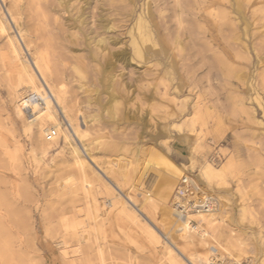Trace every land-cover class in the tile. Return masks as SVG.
Returning a JSON list of instances; mask_svg holds the SVG:
<instances>
[{"label": "rangeland", "instance_id": "obj_1", "mask_svg": "<svg viewBox=\"0 0 264 264\" xmlns=\"http://www.w3.org/2000/svg\"><path fill=\"white\" fill-rule=\"evenodd\" d=\"M15 1L18 7L13 0H0V17L11 28L8 35L0 33V264H162L164 245L194 253L195 264H203L198 259L209 258L210 250L221 256L222 248L243 258L242 264H264V10L254 17L250 10L243 12L250 32L241 40L249 47L246 54L229 38L230 29L242 33L243 22L228 27L214 18L220 7L231 9L228 3L216 0L214 8L206 0V20L187 8L179 27L163 1L149 0L152 18L146 19L162 53L150 50L142 60L133 56L131 41L147 0H113L112 5L109 0H63L62 5L40 0V6H49L44 10L48 26L38 30L34 18L41 19V11L29 0ZM12 36L28 66L33 53L44 55L48 83L63 93L73 124L80 120L87 135L82 141L52 103L61 129L73 137L70 145L76 144L89 166L85 183L63 135L48 140L35 122L27 130L24 116L16 113L30 92L11 88ZM102 38L103 51L95 53L92 41ZM250 83L262 101L261 109L251 106L261 125L248 121L235 104L238 95L250 107ZM112 95L119 106L117 117L109 120L105 110ZM206 165L216 177L206 174ZM184 176L200 196L216 202L210 214H188L193 225L199 223L211 235L206 246L195 242L198 235L189 245L171 231L178 218L170 222L169 238L163 231ZM114 197L126 201L146 227L131 225L113 205ZM148 201L158 209L153 211ZM148 227L159 244L145 233ZM85 235L80 249L77 241Z\"/></svg>", "mask_w": 264, "mask_h": 264}, {"label": "bare ground", "instance_id": "obj_2", "mask_svg": "<svg viewBox=\"0 0 264 264\" xmlns=\"http://www.w3.org/2000/svg\"><path fill=\"white\" fill-rule=\"evenodd\" d=\"M39 1L40 0H29L28 1L30 5L34 6V8H35V10H37V12L39 10L41 11V12H39V13H41V19H38L39 18L38 15H37V18L36 17L34 18L38 21V23H37L38 27L36 28V30H38V28H40V27L45 28L48 26V22H47L48 20L45 17L44 10L48 9L49 6L43 7L42 4L40 6ZM124 1H130L131 3L135 2L134 0H124ZM158 1L164 2L163 3L164 4L163 9H169V11L173 12V15L175 16V18H177L176 23L179 27L181 26L182 21H183V19H181L180 17L182 15H184L185 13L187 15V13H189V12H186V9L190 8V7L194 11H196L193 13L195 17H202L203 20H206V16H205V14H206V0H189V1L187 0L188 2H183L182 0H158ZM158 1H157V3H158ZM217 1H220L221 3L222 2L228 3L229 7L231 8L229 10H226V9L220 7L219 9H222L221 10L222 12L220 13L219 17H214L216 19H219V21L222 22V25H226L228 27H232V26L238 27L237 23H240L241 21L243 22L244 26L242 29V33L238 30L239 28H236L235 30L230 29L229 38L236 41V42H240L242 52L244 49V52L246 54H249L250 51L248 52V50H249L248 45L245 42L243 43L241 41L242 37H244L245 39H248V37L250 36L249 35L250 34L249 27H248L249 25L245 21L246 19L244 18L243 12L245 10H250L252 17H254L255 15L261 14L264 10V0H217ZM18 2H19V0H18ZM41 2H43V0ZM62 2H63V0H58L59 5H62ZM112 2H113V0H109V5H112ZM207 3H208L209 7H214V8L217 7L218 8V5L216 4V0H212V2L211 1L209 2V0H207ZM12 4L15 5V7H18L17 2L15 0H13ZM167 5H169V6H167ZM144 6H145L144 17H142V14L141 15L139 14V16L136 20V23L134 25V27H135L134 29H136L138 35L135 37L133 36L132 41H131L133 56L137 57L139 59H142V60H146L148 58L147 55L149 54L150 50H152L153 53H160L161 52L158 41H156V38L153 35V29L150 28V27H152L151 22L149 19H146L147 17L152 18L149 0H147L146 4ZM153 6H154V4H153ZM222 6H225V5H222ZM109 9H110V7H109ZM111 9H112V7H111ZM240 14L242 16H240ZM209 15H212V13H209ZM232 15L234 16V18L231 17ZM3 17H4V15H3ZM11 19H13L12 16H11ZM34 19H33V22H34ZM5 22H6V18L4 17V19H3L0 17V33L8 35V33H9L8 30H10L11 28H9V27L7 28ZM12 23H14L15 27L18 26L17 20L13 19ZM182 30H183V28H182ZM175 39H177V38H175ZM8 41H9L11 61H12V65H13V68H12L13 80H12L11 88L13 89V91L14 90L16 91L19 89H24V93L30 92V94L26 95L25 100L24 99L22 100L19 108L17 109V112H16L17 115H21L22 117L24 116L23 118L26 120V121L24 120V122H26L25 128L27 130H29L35 122L36 125L38 126V128L41 130V133L46 134V137L48 135H52L50 139L54 140L59 135H63V138H64L63 140H64L65 144L69 147L70 153L74 157V162L77 165L78 170L81 172V174L84 175V179L82 180V183H85V181H86L85 180V178H86L85 177L86 176L85 171L89 170V166H88L87 162L84 159H82L83 156L80 154V151L76 147V144L74 146L70 145V142L73 141V137L68 132V130H62L61 129V124L57 119V112H56V109L54 107V104L59 109H61L63 111V114H64L66 120L69 122L70 128L72 129L74 136L79 141H82L83 138H85L87 135L84 137V135L86 133H84L80 129V127H81V125L79 126L80 120L76 121L79 124H73L74 122H73L72 118H69L67 115V111H66L67 106L65 107V105H63V103H62V100L60 97V93H62L61 90L57 87H56L57 89L55 87H52L48 83V81H49L47 79L48 78L47 77L48 72H49L48 68H47L48 63L46 64V60H45L44 55L41 54V52L40 53L39 52L33 53V62L31 64L32 66L30 67V66H28L25 59H23V60L21 59L22 50H21L20 45L18 44V41L16 40V38L14 36L8 37ZM104 42H105V39H103V38L98 39L96 41L95 40L92 41L94 48H95V53L103 51V50H100V46L102 44H104ZM178 49H180V47H178ZM241 55L242 54L239 53L240 57H241ZM236 57L238 59V55H236ZM242 59L244 60V57ZM224 62L226 63L225 60H224ZM257 65H260L259 61L257 62ZM53 68H54V70L52 72L54 74V72L56 71L55 70L56 68L55 67H53ZM73 69H74V72H76L81 77L82 70L80 69V67L75 65L73 67ZM227 70H228V73H230L232 75L231 65H228ZM55 75L57 76V74H55ZM57 78L54 77V79H57ZM82 78H83V76H82ZM40 79L44 83V86L48 90L52 100H50V98H48V96L44 90V86L42 85V83H40ZM109 80H111V79L109 78ZM111 86L112 85H110V83L107 81V91L112 92L113 89L109 90L110 88H112ZM80 87H81V89L83 88L82 85ZM250 87H251L252 93L249 96V98L247 97V101H248V105H250V107H249L250 109L248 107H245L246 106L245 102L238 95H237V99H235L236 97L233 99L236 100L235 104L240 107L239 109L247 115L246 119H248V121L250 119H252V120L257 121L258 125H261L260 121L254 119L255 118L254 110L251 106L253 103H255L257 105V107L261 109V108H263L262 101H261V98H260L256 88L254 87V85L252 83H250ZM111 92L109 94H111ZM52 103H54V104H52ZM108 103H109V106L106 108L105 114L109 120H114L117 117L116 116V109L119 106V102L116 101L114 96L112 95L110 97V100L108 101ZM68 111H69V109H68ZM70 111H71V108H70ZM70 115H72V114L70 113ZM21 116H19V117H21ZM196 116H198V115H196ZM73 117H75V115ZM94 119L91 118L89 121H93ZM29 120H31V121H29ZM82 127H85V126H82ZM46 152H47V149L42 151L43 154H45ZM206 169H207L206 174L208 173V175H209V173H210L212 176L215 175L214 177L217 176L215 174V172H213V170L209 166L206 165ZM165 182H166V179L164 178L162 183L164 184ZM167 184L168 183H165V186ZM185 184H187V185H185ZM189 186H192V189H190ZM182 190L185 192H183V194L180 195L179 192ZM87 193H90V192H87ZM152 197H154V196H152ZM147 198H150V197H146V199ZM150 199H152V198H150ZM129 200L133 201L131 198H129ZM145 201H147V200H145ZM208 202L210 204H208ZM127 204L128 203L124 200H120L117 197L113 198V205L116 207V209L119 210L120 213L123 214L131 222V225H135L142 230L146 226L143 227V226L139 225V223L141 221L139 222V219H137L134 210H132V208L130 206H128ZM148 204L152 205L151 207H152L153 211H156L158 209L157 207H159V206H157V204L155 202H154L155 205L152 204V202H150V201H148ZM175 206L176 207H173V209H172L173 216H170L168 219H166L165 223L163 225V231H164V234L166 235V237L169 238L168 232L171 229V223L170 222L172 221L173 218H175V219L178 218V219H176L177 221L175 220L174 222H172L173 227H172L171 231H173L176 235H179L181 238H183L185 240V242L189 245H190L189 240L195 235H198L200 238V240H197V241L194 240L195 238L194 239L192 238L195 242H199V243H201V245H204V246L208 245L207 240L211 239V235L204 228H202L199 223H197L198 224L197 226L193 225L191 222V218H189L190 216L188 214L206 215V214H210V213L214 212V210H216L215 200L212 199L211 197H208V196H200L198 194V190H197L196 186L194 185V183L192 182V180L189 177L184 176V177L180 178L178 185L176 186V189H175ZM93 222H95V221H93ZM94 225L96 226V223ZM211 230H212V228L210 229V231ZM144 231H145V233H147V236L149 237V239L151 240L152 243L159 244L160 238L151 227L144 229ZM211 233H213V232H211ZM78 237H80V236H78ZM87 240L88 239H87L86 235H85V237H83V236L80 237L79 240L77 241L78 247L80 248L82 244L86 245ZM166 242H167V240H166ZM93 244H95V243H93ZM58 245L61 246L59 248L62 250V253L65 252V250H64V246L66 245L65 241L62 240L60 243H58ZM71 245H73V244H71ZM97 250H98V253L100 254L101 249L98 246H97ZM163 252H164V256H163L164 260H163L162 264H195L196 260H197L196 259L197 257H195L196 255L194 253H188L186 251H182V250L178 249L177 247H170L169 245L163 246ZM210 255L211 256L209 258H206V256H204L203 259H198V262H204L203 264H209L212 261L223 262V263H228V264H242L241 261L243 260V258L239 259V258L232 256V254L224 248H222V255L221 256L215 257V255H216L215 251H211V250H210ZM246 264H250V263L248 261H246Z\"/></svg>", "mask_w": 264, "mask_h": 264}, {"label": "built area", "instance_id": "obj_3", "mask_svg": "<svg viewBox=\"0 0 264 264\" xmlns=\"http://www.w3.org/2000/svg\"><path fill=\"white\" fill-rule=\"evenodd\" d=\"M51 136H52V135H48V136H47V139L50 140ZM185 185H187V184H185ZM189 188L192 189V186H189ZM186 189H187V188H186ZM183 192H185V191L182 190V191L179 192V194L182 195ZM208 204H210V203L208 202ZM211 206H212V205H211ZM209 264H228V263L214 262V261H212V262L209 263Z\"/></svg>", "mask_w": 264, "mask_h": 264}]
</instances>
